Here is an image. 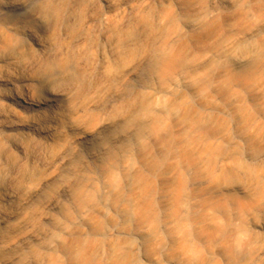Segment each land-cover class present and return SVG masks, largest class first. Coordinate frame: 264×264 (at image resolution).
Returning <instances> with one entry per match:
<instances>
[{
  "label": "rangeland",
  "instance_id": "rangeland-1",
  "mask_svg": "<svg viewBox=\"0 0 264 264\" xmlns=\"http://www.w3.org/2000/svg\"><path fill=\"white\" fill-rule=\"evenodd\" d=\"M142 16L109 61L100 21ZM0 79V264H264V0H0Z\"/></svg>",
  "mask_w": 264,
  "mask_h": 264
},
{
  "label": "bare ground",
  "instance_id": "bare-ground-1",
  "mask_svg": "<svg viewBox=\"0 0 264 264\" xmlns=\"http://www.w3.org/2000/svg\"><path fill=\"white\" fill-rule=\"evenodd\" d=\"M108 6H110V4H108ZM40 15V19L43 18L45 19V21L47 20L48 22L53 17L52 12L49 9H46L45 7L41 10ZM107 23L108 21H106V18L100 21V24L104 26V28L106 27V31L104 33V45L111 49L109 61L113 63H118L120 57H122L125 52L129 51L132 46H134L136 43L140 42L144 38H147L151 34V32H153L149 16L140 17L137 21V24L132 29H128V19L123 20L121 27L118 28L106 26ZM6 44L8 45V47H11L10 41L7 40ZM16 51L17 50H15L14 48H11L12 55H15ZM74 51L75 50H71V54L67 58H65V60L60 63V65L51 66L49 69L39 74L36 79L39 82L40 87H43L45 85L49 88V86L52 84H58L62 82H68L77 85L83 80L84 77L88 76L89 73L91 74V71L87 69V64L83 57H79L81 58V60L77 59V56L75 55L76 52ZM171 57L166 55L165 53L157 54V56L151 60L154 64L152 65L154 66L153 73L155 75L161 74L164 76H171L172 74H174L181 67L182 62L178 57ZM2 80L0 79V82H2ZM40 87L37 86V88L34 90L36 94L43 93V91H41L42 88ZM9 99L14 105L19 108L28 109L31 108V106H34V102L30 98H28L26 94H23L21 92H15V94H13ZM0 129L10 131L17 129V126L12 124H6L4 122V115H2L0 112ZM6 163L7 162L4 158H0V185L2 184L4 177L7 174Z\"/></svg>",
  "mask_w": 264,
  "mask_h": 264
}]
</instances>
